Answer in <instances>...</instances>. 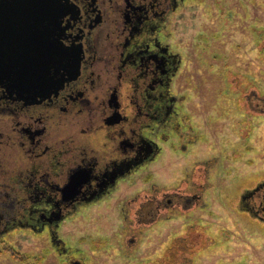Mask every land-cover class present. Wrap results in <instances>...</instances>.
Returning <instances> with one entry per match:
<instances>
[{"label": "flooded vegetation", "instance_id": "af4514ba", "mask_svg": "<svg viewBox=\"0 0 264 264\" xmlns=\"http://www.w3.org/2000/svg\"><path fill=\"white\" fill-rule=\"evenodd\" d=\"M14 1L0 0V50H16L17 36L33 50L38 35L40 50L49 39L65 54L42 65L37 91L0 78V236L47 230L60 248L65 218L157 159V128L164 141L170 140L166 131L175 132L184 152L193 144L188 116L185 124L173 109L179 56L161 39L179 3L191 0H53L52 16L43 14L38 24L3 6ZM217 166L198 160L178 184L155 183L132 205L124 202L128 232L140 237L158 220L182 215L190 220L187 232L168 257L191 263L189 240L200 244L206 237L191 212L207 208L208 180ZM263 190L264 182L239 190L237 207L264 222Z\"/></svg>", "mask_w": 264, "mask_h": 264}, {"label": "rangeland", "instance_id": "374dc122", "mask_svg": "<svg viewBox=\"0 0 264 264\" xmlns=\"http://www.w3.org/2000/svg\"><path fill=\"white\" fill-rule=\"evenodd\" d=\"M161 36L179 56L173 109L181 120L188 116L193 144L184 152L175 132L166 131L164 141L157 128L152 137L161 154L107 197L65 218L58 231L64 247L47 230L17 229L0 236V264H264V222L237 207L239 190L264 182V0L179 3ZM201 159L218 166L211 168L207 208L191 212L206 237L200 244L189 240L188 263L168 254L190 220H158L139 237L128 232L122 207L155 183L178 184Z\"/></svg>", "mask_w": 264, "mask_h": 264}, {"label": "water", "instance_id": "95a60500", "mask_svg": "<svg viewBox=\"0 0 264 264\" xmlns=\"http://www.w3.org/2000/svg\"><path fill=\"white\" fill-rule=\"evenodd\" d=\"M53 5V0H18L12 5H3L7 7L17 8L20 13L29 15V22L34 19V23L38 24V19L42 15L52 16L49 8ZM45 10V13L43 12ZM22 11V12H21ZM50 20H53L50 17ZM34 24V25H35ZM19 36L15 37L16 50H0V78L7 79L9 83L15 84L21 89L33 87L37 91L43 85L45 69L42 65L49 63L54 64L58 57L63 56L64 50H55L54 44L46 40L48 45L44 50H40L38 41L43 40L41 36L36 35L33 40V50H26L23 41ZM31 43V44H32ZM4 45V44H2ZM1 46V45H0ZM13 46V45H12Z\"/></svg>", "mask_w": 264, "mask_h": 264}, {"label": "trees", "instance_id": "16d2710c", "mask_svg": "<svg viewBox=\"0 0 264 264\" xmlns=\"http://www.w3.org/2000/svg\"><path fill=\"white\" fill-rule=\"evenodd\" d=\"M262 49L264 50V43L262 44ZM151 264V263H150Z\"/></svg>", "mask_w": 264, "mask_h": 264}]
</instances>
